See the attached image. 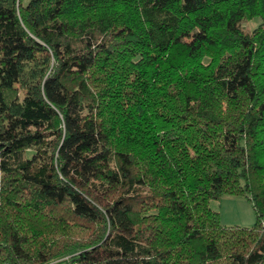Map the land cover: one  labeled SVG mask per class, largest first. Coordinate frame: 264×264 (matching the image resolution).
Returning a JSON list of instances; mask_svg holds the SVG:
<instances>
[{"label": "trees", "instance_id": "1", "mask_svg": "<svg viewBox=\"0 0 264 264\" xmlns=\"http://www.w3.org/2000/svg\"><path fill=\"white\" fill-rule=\"evenodd\" d=\"M61 262L264 264V0H0V264Z\"/></svg>", "mask_w": 264, "mask_h": 264}, {"label": "rangeland", "instance_id": "2", "mask_svg": "<svg viewBox=\"0 0 264 264\" xmlns=\"http://www.w3.org/2000/svg\"><path fill=\"white\" fill-rule=\"evenodd\" d=\"M258 22L257 18H252L245 20L243 25L247 30H251ZM209 205L218 211L220 222L225 226L251 227L254 224L255 212L252 202L244 195L224 194L219 199H212Z\"/></svg>", "mask_w": 264, "mask_h": 264}]
</instances>
